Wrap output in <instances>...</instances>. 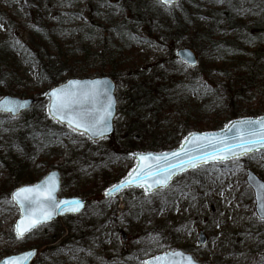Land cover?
Returning a JSON list of instances; mask_svg holds the SVG:
<instances>
[{"label": "trees", "instance_id": "obj_1", "mask_svg": "<svg viewBox=\"0 0 264 264\" xmlns=\"http://www.w3.org/2000/svg\"><path fill=\"white\" fill-rule=\"evenodd\" d=\"M180 1L178 10L176 5H164L158 0L152 5L146 0H28L35 10L29 13L32 22L26 25L16 21L17 16L8 9L0 11V20L8 21L13 35L12 39L0 36V96L6 93L4 85L8 79L12 83L10 93L22 97L39 95L38 101L45 100L47 89L70 77L108 75L117 83L121 79L126 81L130 97L125 108L132 122L123 126L120 120L116 121L115 134L109 138L113 146H109L111 153L72 151L69 162L73 159L79 165L74 172L76 176L91 166L99 169L101 163L114 164L119 158L116 149L121 145L120 139L131 157L133 151L142 148L178 147L191 131L219 129L231 119L264 114V0ZM153 18H161L166 31L157 35L151 30ZM203 19L207 22L200 25ZM169 27L171 30L167 32ZM21 30L27 32L25 41L16 36ZM181 31L190 39L186 44L200 53L196 67H189L177 58ZM169 41L174 45L169 56L150 62L143 58L148 44L166 47ZM24 48L28 52L23 53ZM29 58L39 68V80L32 88L21 82L23 64ZM246 87L255 104L251 105V99L246 98ZM123 108L119 105V115L125 113ZM44 114H38L36 105L17 118L0 114V218L13 207L11 192L21 184L43 177L37 167L43 164L51 170L56 158L62 155L55 138L63 127L54 121L47 122V113ZM96 168L79 179H87ZM108 169L100 171L105 174L104 186L128 173L125 166L116 171ZM247 189L250 195L243 202L249 205L253 195ZM98 198L89 200L88 207L93 209L67 217L68 224L72 223L70 228H60L59 220L46 224L56 234L49 232L46 240L35 242L36 239L30 246L40 247L43 242L57 244L42 251L37 264H83L85 259H93L95 249L105 251L107 245L121 243L119 210L109 209L102 194ZM142 213L147 218L151 214L148 208L140 211L137 207L126 218L134 221ZM248 213L252 223L246 224L245 230L240 228L237 234H242L245 240L264 238V221L253 210ZM109 214L114 226L107 229ZM226 219L219 212L207 223L215 221L224 225ZM76 221H79L77 227ZM174 228L168 230L171 240L179 234ZM165 230L161 226L153 229L162 238L166 237ZM211 230H215L214 224ZM31 235L33 232L25 239L29 240ZM223 235L220 241L225 255L219 261L235 253L230 235ZM234 240L232 237L231 241ZM85 243L90 245L83 247ZM260 255L263 256L258 257V263L264 264V249ZM105 256L107 264H124L122 254Z\"/></svg>", "mask_w": 264, "mask_h": 264}, {"label": "rangeland", "instance_id": "obj_2", "mask_svg": "<svg viewBox=\"0 0 264 264\" xmlns=\"http://www.w3.org/2000/svg\"><path fill=\"white\" fill-rule=\"evenodd\" d=\"M146 1L149 5L154 3V0ZM181 3L182 1L174 4L176 5L175 8L180 10ZM169 8L173 7L170 6ZM2 9H8L10 13H13V15L15 14L17 16L16 21L23 25L32 22L30 17L31 14L29 16V13L35 10L28 0H0V11ZM41 11L44 10L41 9ZM166 13L169 14L170 12L166 11ZM205 22H207V20L203 19L199 24L202 25L201 23ZM150 28L157 35L162 30L166 31L161 18H153V20H151ZM170 30L171 27L167 29V32ZM9 31L8 21L5 19L0 20V36H7L12 39L13 35H11V32ZM16 36H21V40L25 41L27 32L21 30ZM178 38V48L189 47V45L186 44V41H189L190 39L183 31L179 33ZM164 40L165 39H163V41ZM177 41L173 42L176 43ZM167 46L162 47L157 43H150L143 52V58H147V61L150 62L163 58L164 56H169L172 53L174 45L169 41ZM194 50L197 53V59L200 62V53L197 49ZM26 52L28 51L24 48L23 53ZM22 73L21 82L23 85L29 88L36 87L35 84L39 80V68L37 65H34L32 58H29L26 60L25 64H23ZM4 87V89H6L5 94L18 96L15 93L9 92L12 88V83L9 79L5 82ZM257 89L258 88H255V91H257ZM127 90L126 81L123 79H121V81L118 80L117 97L119 99V105L124 106L123 111L125 113L118 115L117 119L120 120L123 126H125L126 123H131L133 120V118L128 116V110L125 108L126 104L129 102L128 97H130ZM247 90L248 87L245 88V91L247 92L246 98L251 99V105L255 104L254 96L249 97L251 96V92ZM32 97L38 101L39 95H33ZM37 101L34 106L36 105L38 114L43 116L44 113H47L48 99L41 100L40 98V100ZM46 115L48 116L47 122L53 121L48 114ZM144 125L145 122L142 126ZM62 133L63 136L60 137ZM136 135L138 136L140 133H137ZM57 136L58 137H56L55 140L58 141V146L59 149L62 150V155L57 157L56 160L54 159V168H59L63 175L60 196L80 195L83 197H90L89 200L92 201H95L96 199L99 200L98 197L106 187L104 186L105 174L100 171L106 167L109 168L108 170L116 171V169L118 170L124 166L126 170L129 171L134 165V159L128 158L124 141L123 139H120V147L118 149L114 147L119 156L118 160L110 166L101 163L99 169L96 168V166H91L87 169L81 170L80 175H85L92 169H97L96 172L90 173L87 179L80 180V175L76 176L74 174V172L79 169V165L75 164V160L73 159L69 162L72 151L79 152L80 149H88L89 151L94 150L98 155H102L107 152L111 153L109 146H112V144L109 139L99 140L96 144H92V141L85 135L75 132L66 126H63ZM120 136H123V133ZM140 150L147 151L150 150V148H142ZM156 150L159 151V149ZM101 161L102 160L100 159L99 162ZM44 166L45 165L41 164L37 167V171L43 174V176L49 171V169H45ZM247 168L255 170L264 179V150L254 152L251 155L239 159L204 165V167H199V169L197 168V170L192 173H190L191 171H188L177 177L168 188L158 190L152 194H147L144 188H136L127 190L120 198L108 199L107 206H109V209L117 208L119 210V217L117 219L122 228L120 232L121 243H118V246L109 244L105 251L95 249L94 253H92L93 259L91 260L90 258H87L85 259L86 262H83V264H107L108 257H106L105 254L112 255L113 253L122 254L121 263L145 264L147 258L167 252L168 250H189L188 247L194 248V245L198 247L199 231H204L210 240V243L208 242L206 247L190 250L200 261H213L217 264H259L258 257L263 256L260 255V252L264 249V238L259 240H252V238L245 240L242 234H237L240 228L245 230V225L252 223V218L249 217L248 212L249 210L252 212L254 201L252 200L251 204H249L250 206L246 202H243V200L250 195L247 189L249 187L245 181ZM99 190L101 192H99ZM137 207L140 211L148 208L151 213L148 216L149 218L143 215L144 212L134 221L126 218L130 211ZM88 208L89 210L93 209L87 205L85 211ZM85 211L82 214H84ZM219 212H222L223 218L227 217L226 224L223 225L222 223H217L215 221L209 222L211 224H208V219L216 218ZM108 216L105 223L107 229L114 226L112 223L113 221L111 220L112 215L109 214ZM19 217L20 211L18 207L13 204V207L4 212L3 217L0 218L2 219V227L0 231V259L6 255L18 253L29 248L30 243H33L32 241L36 239L35 242L38 240H46V234L49 232V235L56 234L51 232L50 226L45 224L33 231V235L28 237L29 240L14 238L15 223ZM67 217L68 216L58 219V225L60 228L68 229L72 225V223L68 224L70 219ZM213 224L215 225V230L212 231L211 228L213 227ZM77 225H79V221L75 222L76 227ZM156 226H161L164 230L166 228L164 231V233H166L165 238H162L159 233L153 231ZM172 227H175L174 229L179 233L174 240H171L170 235L168 234V230H170V232L173 230ZM224 233L230 235V244L232 243L234 246L233 249L235 253L229 257L227 256L224 260L219 261L220 257L225 255V248L222 249L220 241V238L224 236ZM232 237L236 241L234 240L232 242ZM55 244L57 243L46 244V242H43L42 246L40 244L39 256L33 264H37L36 262L42 257V251ZM88 245L90 244L85 243V246L83 247H88ZM261 246L262 248H260ZM255 249L258 250L254 251ZM48 253H50V251ZM111 260L113 261V258Z\"/></svg>", "mask_w": 264, "mask_h": 264}, {"label": "snow or ice", "instance_id": "obj_3", "mask_svg": "<svg viewBox=\"0 0 264 264\" xmlns=\"http://www.w3.org/2000/svg\"><path fill=\"white\" fill-rule=\"evenodd\" d=\"M172 2L173 0H161L164 5H170ZM183 62L194 63V61L190 60ZM78 84H80L79 81H70V85ZM94 96V90L53 89L51 93L53 102L49 105V115L60 122L66 120L68 126L73 128V131L82 128L93 135L103 136L104 132L109 128L108 117L111 115V100H109L102 114L99 109L77 107V105L82 104L83 100ZM26 103V101L19 102L11 98H0V110L18 111ZM228 132H234L235 135L229 139L223 132L219 134L190 133L189 135L193 137V140L189 142L191 144L190 149L182 145L179 151L172 153L159 155L153 153L139 154L138 165L120 183L108 188L106 194L111 195L122 187L133 184L144 188L146 192L158 191L160 188L167 187L178 171H186L188 168L194 169L208 160H235L239 156L248 155L257 147H264V117L256 119L242 118L234 121L231 128H228ZM181 152L185 158L181 157ZM194 152L198 154L193 155L192 153ZM169 157H172L175 163ZM146 160H152L154 163L141 166L142 162ZM57 187L58 182L53 176L47 178L43 185L21 187L12 193L11 200L18 202L22 212L25 213L16 225L17 238H24L25 233L30 232L44 221L51 220L54 210L58 209L60 205H72V207L67 209L70 211L79 210V207L82 206L80 200L58 201L56 199L54 193ZM41 188L45 189L44 199H41L39 194ZM260 189L264 190V184L260 185ZM42 205H47L48 207H42ZM49 207L53 211H49ZM260 207L264 209V197H261ZM35 208L40 210L37 212ZM32 254L28 253L25 255ZM154 260L158 264H195L191 256L185 257L184 253L176 251L172 253V258L165 254L164 257H156ZM3 264H25V258L24 256H10L3 261ZM145 264H153V262L146 261Z\"/></svg>", "mask_w": 264, "mask_h": 264}, {"label": "water", "instance_id": "obj_4", "mask_svg": "<svg viewBox=\"0 0 264 264\" xmlns=\"http://www.w3.org/2000/svg\"><path fill=\"white\" fill-rule=\"evenodd\" d=\"M177 1L178 0H173L172 3H175ZM189 54H190V56H189ZM178 56H179L180 59H182L184 61L185 60L194 61V63H188L189 65H196L198 63V59H197L196 54L190 48H182V49H180L178 51ZM70 81H79L80 84H78V85H70ZM94 82H99V83H94ZM67 88L80 89L81 91L94 90L95 96L94 97H89L88 99L83 100L82 104L81 105H77V107H81L82 106V107H84L86 109H99L101 111V114L103 113V110L107 107V105L109 103V100H111V104H112L111 115L108 117L109 128H108L107 131L104 132L103 136L93 135L91 133H88L87 131H85L82 128L77 130V131H81V132L87 133L88 136L91 139H93V140H96V139L111 135L114 132V128H115L114 127V122H115V118H116L117 111H118V99H117V96H116V82L114 81V79H112L109 76L70 78V79H68V80H66V81H64V82L52 87L50 90H48L45 93V96L50 99L49 105H50V103L53 102L52 99H51V93H52L53 89H67ZM2 98H11V99L19 101V102H25V101L27 102L26 105L24 107L20 108L18 111L0 110V112L11 114L12 116L20 115L23 111L31 109L33 104H34V102H35V99L32 98V97L22 98V97H17V96L5 95ZM48 110H49V107H48ZM260 117H264V115H262ZM260 117H243V118H254V119H256V118H260ZM240 119H242V118H237V119H234V120L230 121L228 123V125L225 128H223V129L204 131V132L194 131V132H191V133H198V134L199 133H217V134H219V133L223 132L230 139L233 135H235V133L234 132H228V128H231L232 122L240 120ZM54 120H56L57 122H59L61 124H68V122L66 120L63 121V122H60L58 119H54ZM192 140H193V137L188 135L187 140H185L182 145H184L185 147L190 149L191 148V144L189 142L192 141ZM181 146L178 147V148H175V149H171V150H167V151H161V152L135 151L133 154H136L134 156L137 159V163L135 164L134 168L138 165V162H139L138 161V157H139V154H141V153H143V154L153 153V154H156V155H159V154H162V153H172V152H175V151H179L181 149ZM262 149H264V147H257L253 152L259 151V150H262ZM209 151H211V149H209ZM253 152H251V153H253ZM251 153H249V154H251ZM192 154L193 155H197L198 153L194 152ZM243 156H245V155L239 156L238 158L243 157ZM181 157L185 158L184 154L182 152H181ZM169 159L172 160L173 163H175V160L172 157H169ZM228 160H231V159H228ZM228 160H208L207 162H203L201 165H205V164H209V163H213V162H225V161H228ZM151 163H154V161L146 160V161L142 162L141 166H143V164H151ZM201 165H199V166H201ZM190 169H193V168H188L187 170H190ZM186 171H178L177 174L173 177V179L169 182V185L174 180L175 177H177L178 175H180V174H182V173H184ZM53 176L55 177V180L58 182V187H57V189H56V191L54 193V195L56 196V199L58 201L80 200L82 202V206L79 207L78 211H70V210H67V209L72 207V205H67V206L66 205H60V207L58 209L54 210V214L52 216V219L44 221L41 224L48 223V222H50V221H52L54 219H57L59 217H62V216L68 215V214H79V213L82 212V210L86 206V198L81 197V196H62L61 198H59L58 194H59V192L61 190V186H62V175H61V172L58 169L51 170L42 179L38 180L35 183L24 184V185L18 186L17 188L14 189L13 192H15L17 189H19L21 187L43 185L47 178L53 177ZM123 179L117 181L116 183L112 184L111 186L120 183ZM246 181H247L248 185L252 188L253 193H254L255 212H256V214L258 215V217L260 219L264 220V218H262V217H264V209H261V207H260L261 197H264V190L260 189V185L264 184V179L261 178L255 171H253L251 169H247ZM110 187H108V188H110ZM130 187L142 188L140 186H137V185L133 184L131 186L122 187L119 191L114 192L111 195H107L106 194V190L108 189L107 188L105 190V192H104V195L107 198L116 197L119 194H121L126 188H130ZM167 187H163V188H160V189H164V188H167ZM154 191L147 192V193H153ZM44 193H45V189L41 188L40 189V193H39L41 199L45 198ZM14 202L16 203V205L20 209V217L18 218V220H17V222L15 224V228H16L17 223L21 220V217L24 216L25 213L22 212L20 204L18 202H16V201H14ZM42 207H48V206L47 205H42ZM39 210H40L39 208H35V211L38 212ZM48 210L49 211H53V209L50 208V207L48 208ZM41 224H39L37 227H39ZM37 227L33 228L31 231H33ZM30 232L25 233V235H27ZM207 241H208L207 235L203 231H201L200 234H199V243L204 246V245H206ZM174 251L184 253L185 257L191 256L193 258V260L195 261V264H215V263H202L199 260L195 259V257L192 255L191 252L184 251V250H181V249L169 250L167 252L160 253V254H158L156 256H153V257H150V258L146 259V261H151V262H153V264H158V262H156L154 260V258H156V257H164L165 254H167V256L169 258H172V253ZM28 253H33V254L32 255H25V254H28ZM38 254H39V249L36 248V247H32V248L26 249V250H24L22 252H19V253H16V254H12V255H8V256L0 259V264H3V261L7 257H10V256H24L25 264H32L34 262V260L37 258ZM176 259H178V258H176Z\"/></svg>", "mask_w": 264, "mask_h": 264}]
</instances>
